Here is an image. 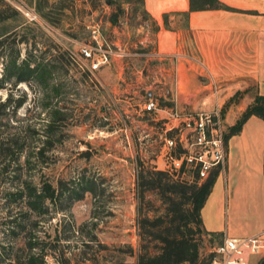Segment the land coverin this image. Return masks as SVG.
I'll return each mask as SVG.
<instances>
[{"label": "rangeland", "instance_id": "374dc122", "mask_svg": "<svg viewBox=\"0 0 264 264\" xmlns=\"http://www.w3.org/2000/svg\"><path fill=\"white\" fill-rule=\"evenodd\" d=\"M5 1L23 21L6 41L11 55L17 65L39 62L42 71L15 85L2 81L6 58L0 54V264H28L30 254L36 264H137L141 244L157 250L143 240L138 221L164 206L156 190L142 194L139 185L141 167L156 165V124L143 108L147 92L160 106L197 110L215 104L219 94L198 74L179 80L178 92L170 60L161 76L154 55L142 54L141 44L130 46L153 26L139 0ZM19 4L39 21L29 20ZM113 13L114 24L126 21L131 29L117 34L119 41ZM96 23L110 48L103 51L104 42L93 50L106 56L94 69L80 48ZM116 50L138 53L112 59ZM45 183L63 192L56 204L62 206L47 201L38 213L28 209L17 188ZM214 244L206 240L202 254Z\"/></svg>", "mask_w": 264, "mask_h": 264}, {"label": "crops", "instance_id": "0c3cea01", "mask_svg": "<svg viewBox=\"0 0 264 264\" xmlns=\"http://www.w3.org/2000/svg\"><path fill=\"white\" fill-rule=\"evenodd\" d=\"M220 1L229 7L191 9L189 0H143L152 30L130 46L141 44L147 49L142 54L154 55L161 76L171 70L178 92L179 80L205 75L206 86L211 91L214 85L219 94L207 109L222 106L227 131L256 93L264 95V0ZM111 26L117 41V34L131 31L126 21ZM226 143V167L201 208L203 225L229 236L264 231V119L250 115Z\"/></svg>", "mask_w": 264, "mask_h": 264}, {"label": "trees", "instance_id": "16d2710c", "mask_svg": "<svg viewBox=\"0 0 264 264\" xmlns=\"http://www.w3.org/2000/svg\"><path fill=\"white\" fill-rule=\"evenodd\" d=\"M139 1L142 4L143 0ZM189 5L191 9L229 7L220 0H189ZM118 7L122 11L120 5ZM110 18L114 24L117 14L113 13ZM21 24L23 21L20 20L18 11L12 9L5 0H0V54L6 58L1 80L13 85L16 81L27 80L29 76L40 75L42 71L39 62L30 66L27 60L23 65H17L15 55H11L6 45L8 38L12 36L15 38V28ZM9 102L10 98L1 105L6 106ZM17 104L20 102L18 101ZM252 114L264 119L263 94L254 95L253 100L241 112L236 122L228 127L225 138L238 132L242 123ZM225 167L226 164L224 169ZM221 170L219 165H215L202 180L186 181L172 178L166 171L160 169L141 167L139 185L142 194L144 190H156L164 206L155 208L152 216L142 215L138 221L143 240L154 241L157 250L151 253L148 244H141L137 264H208L211 261L212 250L205 255L202 254L205 242L207 240L218 243L223 233L207 230L204 227L201 208ZM87 188L91 189V186L88 185ZM16 193L28 209L37 213L44 208L47 201L55 204L57 208L62 206L60 203L56 204L63 199V192L56 190L50 183L42 186L23 184L17 188ZM31 244L32 242H29V248H32ZM27 260L28 264H36L33 254L28 255ZM114 264L132 263L117 259ZM256 264H264V254L258 258Z\"/></svg>", "mask_w": 264, "mask_h": 264}, {"label": "built area", "instance_id": "2783aa9c", "mask_svg": "<svg viewBox=\"0 0 264 264\" xmlns=\"http://www.w3.org/2000/svg\"><path fill=\"white\" fill-rule=\"evenodd\" d=\"M17 8L29 20L39 21L33 9L23 4L17 5ZM90 36L91 38L81 46L80 55L90 59V65L95 69L101 61L106 60V56L94 55L93 50H102L105 42L103 51L108 52L110 46L101 35L97 23L91 25ZM115 54L122 56L124 51L116 50ZM211 89L217 94L214 85ZM143 108L150 114V120L156 124L154 169L166 171L175 179L186 181L202 180L215 165L224 169L227 143L221 105L216 104L210 109L201 110L160 106L152 94L145 99ZM155 109L164 110L166 115L158 117L153 113ZM158 163L161 165H157ZM212 251L213 256L208 264H252L255 255L264 254V231L242 236L223 233L221 241L213 245Z\"/></svg>", "mask_w": 264, "mask_h": 264}, {"label": "water", "instance_id": "95a60500", "mask_svg": "<svg viewBox=\"0 0 264 264\" xmlns=\"http://www.w3.org/2000/svg\"><path fill=\"white\" fill-rule=\"evenodd\" d=\"M200 79H201L202 81H204V82L207 81L206 77H204V76H201ZM147 96H151V91H148V92H147Z\"/></svg>", "mask_w": 264, "mask_h": 264}]
</instances>
